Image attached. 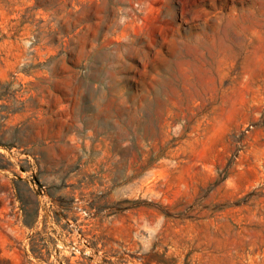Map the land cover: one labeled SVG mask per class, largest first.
I'll list each match as a JSON object with an SVG mask.
<instances>
[{
  "label": "rangeland",
  "instance_id": "rangeland-1",
  "mask_svg": "<svg viewBox=\"0 0 264 264\" xmlns=\"http://www.w3.org/2000/svg\"><path fill=\"white\" fill-rule=\"evenodd\" d=\"M0 264H264V0H0Z\"/></svg>",
  "mask_w": 264,
  "mask_h": 264
}]
</instances>
